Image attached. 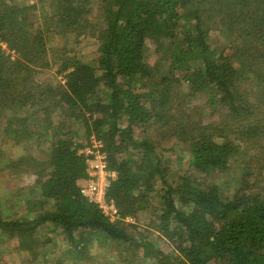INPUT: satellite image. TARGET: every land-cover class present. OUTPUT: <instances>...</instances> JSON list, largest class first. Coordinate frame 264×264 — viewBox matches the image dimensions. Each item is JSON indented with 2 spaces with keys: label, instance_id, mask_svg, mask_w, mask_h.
I'll list each match as a JSON object with an SVG mask.
<instances>
[{
  "label": "trees",
  "instance_id": "1",
  "mask_svg": "<svg viewBox=\"0 0 264 264\" xmlns=\"http://www.w3.org/2000/svg\"><path fill=\"white\" fill-rule=\"evenodd\" d=\"M95 1L0 0L15 53L0 48V154L22 153L0 173L36 178L22 212L0 201V245L36 257L43 238L69 264L98 246L117 264H264V0H97L96 13ZM71 37L95 41L91 62ZM52 68L61 82L40 78ZM93 139L116 174L114 221L81 193ZM179 148L189 168L174 173ZM235 164L236 184L217 185Z\"/></svg>",
  "mask_w": 264,
  "mask_h": 264
},
{
  "label": "rangeland",
  "instance_id": "2",
  "mask_svg": "<svg viewBox=\"0 0 264 264\" xmlns=\"http://www.w3.org/2000/svg\"><path fill=\"white\" fill-rule=\"evenodd\" d=\"M29 5H35L37 0H26ZM94 7H95V13L98 12L97 8V0L94 3ZM72 39H69V42H67V49L71 50L73 49V52H71V56H75L78 55V58L84 62H91L94 57L96 56V45H95V41H93L92 39L89 38H82L80 39L79 44H76L73 40V37H71ZM53 44L51 46H60L64 43L61 44H57L59 43V41L57 39H55L53 42ZM66 44H64L66 46ZM69 44V45H68ZM56 68H52V70H47L46 72H44L42 75H40V78L42 79H48L51 78L54 81H59L61 82V78L58 77L56 75ZM196 104L200 105L203 103L202 99H198L195 102ZM209 119V118H208ZM1 142V139H0ZM1 145V143H0ZM173 145V143L171 144ZM242 149L244 150L246 147V145H241ZM39 149H42L41 152H39ZM37 149L36 154L40 155L41 159L47 158V156H45V151L48 150V148L43 145L41 148ZM180 149V148H179ZM177 150V149H176ZM252 150V149H251ZM253 151V150H252ZM179 152H181V149L179 150ZM183 152V151H182ZM181 152V155L179 158L176 157V153L175 155L170 159V164L169 166L171 168H173L172 171H174V173L177 172H181V170H187L189 168V154L188 152H186L184 150V153ZM21 150L19 147H13V146H8L3 144V147L1 149V154H0V162L3 161L4 158L7 159H17L20 155H21ZM253 154H257L256 152L253 151ZM95 155L98 157H101V153L95 152ZM240 160V159H239ZM0 167H3L2 165H0ZM232 176V183L231 185L236 184L235 180H238L242 175H243V170H241L240 165L235 164L233 167V170L230 171V173L228 174V172H224V173H219V175L214 176V178L216 179V184L217 185H222L223 186V182H225V180L227 178H229V176ZM5 172H1L0 173V201L2 203L3 206V210L5 212H9V211H15V212H22V208H24L25 206H20L19 204H17V206L15 205L16 202L17 203H22V199H24L25 197L28 196V194H30L31 192V186H33V184L36 181L35 177L32 176H24L23 181L21 183H18L16 180L13 181H9V180H5ZM263 179H264V173H263ZM231 185L229 184H225V189L229 190L231 189ZM264 186V184H263ZM227 187V188H226ZM15 206V208H14ZM20 206V207H19ZM148 211L143 212L141 215V219H143L144 221L148 219L149 215H148ZM157 237V235H153L152 238L155 239ZM45 239V238H44ZM41 243L37 246V256L35 257V255H31V253H27L25 252V255H22L19 246H17V243L13 242V241H5L2 245H0V264H47V261L49 263H55L56 260L58 259H65L68 258V260H66V263H72V261H69L67 252L64 254L62 253V249L64 247L62 246H58V248L53 245V244H48L44 242L43 238H41ZM163 248V246H161ZM171 249H169V251H167V254L170 253ZM91 254V259L88 261L87 264H117V260H116V252L113 249H107V248H102V247H94L91 249L90 251ZM64 255V256H63ZM141 256V254H140ZM79 264V263H76ZM86 264V263H83Z\"/></svg>",
  "mask_w": 264,
  "mask_h": 264
},
{
  "label": "built area",
  "instance_id": "3",
  "mask_svg": "<svg viewBox=\"0 0 264 264\" xmlns=\"http://www.w3.org/2000/svg\"><path fill=\"white\" fill-rule=\"evenodd\" d=\"M0 48L7 55L15 56V53L10 51L8 45L0 40ZM94 140V139H93ZM103 144L101 142L93 141V145L80 149V154L85 155L88 165L89 180L87 184L82 188L81 193L84 197L93 202L102 209L104 214L114 221L119 217L118 210L114 202H108L106 200L107 190L111 185V180L116 179L115 173H110L106 170L105 157L102 154L101 148ZM95 152L101 153V157L95 155ZM127 222H133L132 219H127Z\"/></svg>",
  "mask_w": 264,
  "mask_h": 264
}]
</instances>
